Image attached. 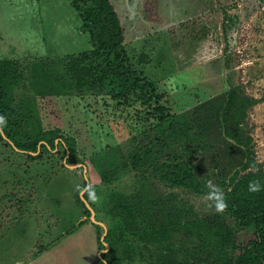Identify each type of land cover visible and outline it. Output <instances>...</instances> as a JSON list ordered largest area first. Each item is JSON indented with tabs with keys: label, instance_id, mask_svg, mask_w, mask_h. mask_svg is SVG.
<instances>
[{
	"label": "rangeland",
	"instance_id": "1",
	"mask_svg": "<svg viewBox=\"0 0 264 264\" xmlns=\"http://www.w3.org/2000/svg\"><path fill=\"white\" fill-rule=\"evenodd\" d=\"M111 2L125 31L128 63L156 86L159 102L142 96L114 100L90 91L36 98L43 129H59L63 137L73 138L80 163L66 164L61 144L29 156L0 137V264H25L59 242L60 248H50L47 252L54 254L44 255L40 264H100L107 248L101 239L112 231L116 264H158L159 246L112 230L109 207L112 192L131 195L142 181L159 182L121 170L118 180L106 186L96 166L108 163V157L119 164L162 111L183 114L231 87L252 100L245 129L255 162L248 173L264 179V0ZM92 49L72 0H0V61L17 63L25 77L15 91L18 99L34 97L27 79L34 63ZM90 189L85 200L103 226L83 207L81 194ZM162 190L192 218L213 212L207 195ZM245 238L240 234V242Z\"/></svg>",
	"mask_w": 264,
	"mask_h": 264
},
{
	"label": "trees",
	"instance_id": "2",
	"mask_svg": "<svg viewBox=\"0 0 264 264\" xmlns=\"http://www.w3.org/2000/svg\"><path fill=\"white\" fill-rule=\"evenodd\" d=\"M72 4L80 12L93 49L34 63L27 78L34 97L20 99L15 91L24 85L25 77L17 63L0 61V137L29 156L39 149L53 151L61 144L66 164L77 165L75 140L63 137L59 129H43L37 97L88 91L114 100L142 96L158 103L160 97L156 86L129 65L125 31L111 0H72ZM251 106L248 96L231 87L183 114L162 111L143 141L129 155L121 156L119 164L108 157V163L97 165L106 186L118 180L121 170L159 182L143 178L146 181L131 195L110 194L112 230L159 246L158 264H264V179L248 173L255 162L253 140L245 129ZM250 182L258 184L259 190L249 191ZM162 186L209 196L212 214L190 217L188 209L180 208ZM214 190L223 194L225 207L220 211L210 195ZM91 193L88 190L84 198L89 199ZM83 207L88 208L84 203ZM242 233L246 238L240 242ZM112 234L105 236L109 249L100 264L117 263Z\"/></svg>",
	"mask_w": 264,
	"mask_h": 264
},
{
	"label": "clouds",
	"instance_id": "3",
	"mask_svg": "<svg viewBox=\"0 0 264 264\" xmlns=\"http://www.w3.org/2000/svg\"><path fill=\"white\" fill-rule=\"evenodd\" d=\"M3 120V117H0V121ZM259 190V185L253 182L249 183V191H257ZM212 197L215 198L216 201V209L217 211L222 210L225 207V204L223 202V194L220 193L218 190H214L213 193L210 194Z\"/></svg>",
	"mask_w": 264,
	"mask_h": 264
},
{
	"label": "crops",
	"instance_id": "4",
	"mask_svg": "<svg viewBox=\"0 0 264 264\" xmlns=\"http://www.w3.org/2000/svg\"><path fill=\"white\" fill-rule=\"evenodd\" d=\"M72 233H75V231L74 232H72ZM71 233V234H72ZM71 234H69V235H65L64 237H63V239H61V240H63V243H64V241H66V240H64V239H66V238H68V237H70V235ZM60 240V241H61ZM62 243V244H63ZM60 244H61V242H59L58 244H56V245H54V246H52V247H50L51 249H53L54 247H57V246H59V248H60ZM50 248H48V249H46V250H43L42 252H40V254H38L36 257H31L30 258V260L27 262V263H25V264H40V261H42L43 260V258H45V256L44 255H46V256H52L54 253H50V252H47V251H50L51 249ZM52 251V250H51ZM48 253H50V254H48ZM44 256V257H43ZM43 257V258H42ZM52 264H57V263H52Z\"/></svg>",
	"mask_w": 264,
	"mask_h": 264
},
{
	"label": "water",
	"instance_id": "5",
	"mask_svg": "<svg viewBox=\"0 0 264 264\" xmlns=\"http://www.w3.org/2000/svg\"><path fill=\"white\" fill-rule=\"evenodd\" d=\"M84 169H85V172H86V167H84ZM84 193H82L81 194V198H82V200L85 202V204L88 206V208L90 209V211H91V213H92V221L95 223V224H97V225H102V223H100V222H98L97 220H96V217H95V212L92 210V208L88 205V203L86 202V200H85V198H84ZM103 226V225H102ZM106 233H107V230H106ZM106 235V234H105ZM105 235L102 237V239H101V241L103 242V244L107 247V249L106 250H108L109 249V246L104 242V239H105ZM105 250V251H106ZM105 251H102L101 253H100V257L102 258V254L105 252Z\"/></svg>",
	"mask_w": 264,
	"mask_h": 264
}]
</instances>
